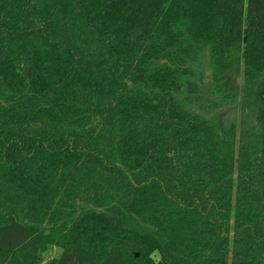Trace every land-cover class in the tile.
I'll use <instances>...</instances> for the list:
<instances>
[{
  "label": "trees",
  "instance_id": "obj_1",
  "mask_svg": "<svg viewBox=\"0 0 264 264\" xmlns=\"http://www.w3.org/2000/svg\"><path fill=\"white\" fill-rule=\"evenodd\" d=\"M50 246L264 264V0H0V264Z\"/></svg>",
  "mask_w": 264,
  "mask_h": 264
},
{
  "label": "rangeland",
  "instance_id": "obj_2",
  "mask_svg": "<svg viewBox=\"0 0 264 264\" xmlns=\"http://www.w3.org/2000/svg\"><path fill=\"white\" fill-rule=\"evenodd\" d=\"M234 113L228 114L229 117H234ZM61 252V248L57 246H50L45 252H43V261L40 264H44L46 261L53 257H57Z\"/></svg>",
  "mask_w": 264,
  "mask_h": 264
}]
</instances>
